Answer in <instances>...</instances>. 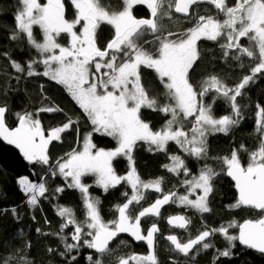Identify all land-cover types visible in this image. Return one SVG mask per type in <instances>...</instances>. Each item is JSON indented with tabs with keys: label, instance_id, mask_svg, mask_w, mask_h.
Wrapping results in <instances>:
<instances>
[{
	"label": "snow or ice",
	"instance_id": "6c2138e0",
	"mask_svg": "<svg viewBox=\"0 0 264 264\" xmlns=\"http://www.w3.org/2000/svg\"><path fill=\"white\" fill-rule=\"evenodd\" d=\"M69 4L71 15L65 0H15L13 24L0 38L5 41L0 46V138L38 166L41 176L17 181L31 219L35 221V213L42 210V200L53 196L59 200L66 189L78 191L82 201L79 217L75 207L56 204L61 220L57 232L35 229L58 239L59 247H48L49 255L55 252L64 264H79L81 251L88 249L89 264H161L158 238L167 241L171 264H199V257L209 251L210 264H217L221 258H233L237 242L264 255V105L254 103L252 131L227 155L213 156L209 149L211 136H232L242 129L247 89L264 76V0H69ZM138 5L146 6L147 18L134 14ZM202 5L210 7L201 11ZM5 10L0 6V14ZM174 21L188 26L177 30ZM105 29L111 36L102 41ZM201 41L213 42L214 48L202 49ZM17 52L21 54L14 55ZM217 61L222 67L215 66ZM232 68L247 69L235 84L227 82ZM43 78L61 86L81 110L89 127L82 137L81 118L69 115L47 96L43 83L36 85L38 107H11L12 95L27 92V83ZM217 101L227 103L228 114H214ZM144 110L159 114L163 124L154 128ZM56 113H62L65 122L46 129L41 114ZM69 131L77 134L79 147L53 158L49 146L62 143V134ZM96 135L112 138L115 147H98ZM141 146L165 156L168 162L161 167L167 173L184 177L177 180L183 193L165 192L164 177L141 178L134 156ZM117 158L127 161L124 175L114 167ZM190 161L197 165L196 172ZM222 176L234 181L237 193L227 211L250 212L255 218L228 219L217 226L204 222L206 214H215L211 201ZM57 177L63 185L50 187L48 180ZM87 177L94 178L92 184L86 183ZM121 185L130 188L131 195L122 191L124 201L113 206V218L106 220L102 200L90 188L108 194ZM149 190L160 196L144 207ZM165 205L199 214L202 222L195 234L192 218L175 214L166 218L167 224L184 230L185 237L163 236L154 218L161 217ZM9 214L16 229L0 239V264H36L29 255L31 241L23 238L18 206L0 208V217ZM120 234L146 243L148 253L114 258L125 244L117 240ZM217 237L223 248L217 247ZM17 241L22 243L13 246Z\"/></svg>",
	"mask_w": 264,
	"mask_h": 264
},
{
	"label": "trees",
	"instance_id": "16d2710c",
	"mask_svg": "<svg viewBox=\"0 0 264 264\" xmlns=\"http://www.w3.org/2000/svg\"><path fill=\"white\" fill-rule=\"evenodd\" d=\"M43 1V0H42ZM66 5H68V14L71 15L72 9L69 4V0H65ZM15 0H0V6H3L6 10L0 14V38L4 37L8 33L7 26L13 24V11H14ZM205 7H210L208 5H202L201 11ZM134 14L138 18L148 17L149 12L142 6H137L134 9ZM187 23H181L180 25H175L177 30L187 27ZM111 33L108 29H105L101 37L102 41L110 39ZM5 41L0 39V46H4ZM200 46L202 49H212L214 48L213 42L201 41ZM21 53L17 52L14 55H20ZM205 55H210V52H205ZM2 63V61H0ZM216 67H222L221 62L217 61L215 63ZM247 72V69L241 70L238 68H232V70L227 73V82L229 84H235L238 82L241 72ZM203 72V69L200 70ZM149 74L150 70H149ZM221 76H224L225 73L223 70L219 73ZM199 76V73H198ZM38 83H43L46 89V94L49 96L56 104L62 107L65 112L69 115L81 118L82 127L80 128V136L82 137L88 130L87 121L83 118L81 110L77 105L71 100L67 93L62 89L61 86L56 85L54 82L47 81V78L43 79H33L30 83H27L25 87L27 92H21L19 94H14L10 97L9 103L13 110H20L21 107H28L31 104L33 107H38V94L37 87ZM249 100L248 107L244 109L246 113V120L242 125V129L238 130L235 135L225 136L223 134H217L209 138V149L210 154L213 156H224L227 155L234 144L239 143L241 138H247L249 133L253 129V122L255 119V113L253 111V105L256 102H259L261 105H264V76L260 77L255 84L250 85L247 89ZM213 112L217 117H220L224 114L229 113V108L227 103L224 101H217L216 105L213 107ZM145 119L151 121L154 128H158L163 124L162 117L150 110H144ZM42 122L45 125V128L59 126L61 123L65 122V117L62 113L56 114H41L40 116ZM9 123L15 126V121L10 120ZM63 142H53L49 146L50 155L53 158H58L63 156L65 153L72 151L79 144L77 134L74 132H66L62 134ZM94 142L97 143L98 147L103 148H113L115 147V141L110 137H102L99 135L94 136ZM245 143L252 144L251 139H245ZM171 150H176L174 145H170ZM136 159L137 170L144 180H152L157 177H164V190L165 192L178 189L179 192L183 193L184 189L179 186L177 180L184 179L181 177H174L171 174L167 173L161 165L167 163V159L163 154H153L145 151L144 147H138L134 153ZM193 172H196L197 165L190 161L189 165ZM38 166L30 164L22 155V153L14 145H9L6 141L0 138V208H7L10 206H18L23 216V222L20 225V228L24 230L23 238L31 241V251L29 253L30 257L34 258L36 264H64V260L61 259L55 252L49 255L47 249L48 247H59V241L56 238L51 236H42L35 231L36 228H41L47 232H57L59 230V225L61 224L60 218L55 214L56 204H63L65 206H73L77 210V216H80V206L81 199L80 194L76 190L66 189L65 192L60 196L59 200L53 196L50 200H42V210L35 213L36 220L31 219V211L29 207L25 206V196L22 194L21 189L19 188L17 181L21 176H28L30 179L39 180L41 176L37 175ZM114 167L118 174H126L128 167L127 161L124 158H117L114 161ZM94 178L87 177L86 183L92 184ZM48 185L50 187L62 186V178L49 179ZM217 192L215 193V199L211 201V206L214 209V215L206 214L204 222L217 226L219 223L225 222L228 219H236L243 221L246 218H255L254 213L245 212V211H233L229 213L226 209V206L234 202L237 193L234 188V184L229 177L222 176L219 182L216 185ZM122 191H128L131 195V189L126 188L121 185L114 190H110L108 194H104L101 189L93 186L90 188V193L93 196H98L102 200V214L106 220H111L113 218V206L124 201V198L121 196ZM157 198L156 194L152 193L150 197L145 202V206H148L149 203L154 202ZM139 208V207H138ZM187 211V216L192 218L193 224V234H195V229L199 228L201 225V218L199 214H193L192 210L182 209L180 206L176 207L175 205H167L161 211V217L154 218L161 229V234L165 236L167 233L172 232V228L168 226L166 218L173 213L181 211L185 213ZM45 219L50 222L46 223ZM142 225L147 228L149 225L144 224L142 220ZM16 229V224L11 218V214L7 216L0 217V239H6L8 234ZM18 231V229H17ZM68 232L72 231V228L67 229ZM182 238L185 237L184 230L178 233ZM117 240L125 241V244L118 247L115 251V255H124V254H138V253H148V247L144 242H135L128 235H120ZM216 245L219 248H223L224 242L220 237L216 238ZM17 243H22V241L14 242L15 246ZM113 244L116 241L112 242ZM60 250H63L62 248ZM91 250L83 249L79 256V264H89L86 260V256ZM234 251V256L231 259L221 258L217 264H264V255H261L254 250L247 249L244 246H241L238 242L236 244ZM157 253L161 260V264H171L169 256V250L167 246V241L158 238V248ZM76 253H73L75 255ZM212 252L209 251L206 254H203L199 257V264H210L212 259Z\"/></svg>",
	"mask_w": 264,
	"mask_h": 264
},
{
	"label": "rangeland",
	"instance_id": "374dc122",
	"mask_svg": "<svg viewBox=\"0 0 264 264\" xmlns=\"http://www.w3.org/2000/svg\"><path fill=\"white\" fill-rule=\"evenodd\" d=\"M43 2V1H42ZM178 15V14H177ZM175 25H180L181 23H184V22H173ZM186 23V22H185ZM79 147V144H78V146L76 147V148H78ZM114 148V147H113ZM105 149H111V148H105ZM124 175V174H123ZM22 177V176H21ZM20 178V177H19ZM144 180V179H143ZM145 181H149V180H145ZM163 188H164V185H163ZM152 193H154V194H156V196L158 197V196H160V194H158V193H155V192H152L151 190H149V192L147 193V197H146V200L145 201H143L142 202V205L143 206H145L144 204H145V202H147V199L150 197V195L152 194ZM139 206H137V208H138ZM182 208V207H181ZM182 209H185V208H182ZM130 211H131V209H130ZM187 212V211H186ZM189 213V212H188ZM187 213V214H188ZM138 254H147V253H138Z\"/></svg>",
	"mask_w": 264,
	"mask_h": 264
},
{
	"label": "flooded vegetation",
	"instance_id": "af4514ba",
	"mask_svg": "<svg viewBox=\"0 0 264 264\" xmlns=\"http://www.w3.org/2000/svg\"><path fill=\"white\" fill-rule=\"evenodd\" d=\"M144 18H146V17H144ZM167 205H165L162 209H161V211L166 207ZM176 207H178L179 205H175ZM187 210H189V209H187ZM185 213H183V214H185V215H187L186 214V210L184 211ZM176 213H181V211H179V212H176ZM173 214H175V213H173ZM167 222V221H166ZM159 225V224H158ZM169 226V225H168ZM160 227V226H159ZM170 227V226H169ZM173 229V228H172ZM179 232H181V230H179V229H173L172 230V232L171 233H167L165 236H167L168 234H177L178 235V233ZM179 236V235H178Z\"/></svg>",
	"mask_w": 264,
	"mask_h": 264
},
{
	"label": "water",
	"instance_id": "95a60500",
	"mask_svg": "<svg viewBox=\"0 0 264 264\" xmlns=\"http://www.w3.org/2000/svg\"><path fill=\"white\" fill-rule=\"evenodd\" d=\"M142 7H144L145 9H146V6H142ZM179 15V14H178ZM147 18V17H146ZM231 179V178H230ZM233 182V184H234V181H232ZM176 214H183V213H176ZM172 215H175V214H172ZM120 235H128V234H120ZM129 236V235H128ZM130 237V236H129ZM133 239V238H132ZM134 240V239H133ZM135 242H137V241H135ZM255 251V250H254ZM256 252V251H255ZM258 253V252H257Z\"/></svg>",
	"mask_w": 264,
	"mask_h": 264
},
{
	"label": "bare ground",
	"instance_id": "6f19581e",
	"mask_svg": "<svg viewBox=\"0 0 264 264\" xmlns=\"http://www.w3.org/2000/svg\"><path fill=\"white\" fill-rule=\"evenodd\" d=\"M146 244V243H145Z\"/></svg>",
	"mask_w": 264,
	"mask_h": 264
}]
</instances>
